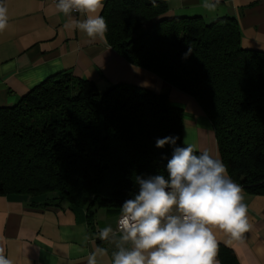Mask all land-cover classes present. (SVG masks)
I'll return each mask as SVG.
<instances>
[{
    "label": "trees",
    "instance_id": "trees-1",
    "mask_svg": "<svg viewBox=\"0 0 264 264\" xmlns=\"http://www.w3.org/2000/svg\"><path fill=\"white\" fill-rule=\"evenodd\" d=\"M106 0L107 44L126 62L194 98L211 122L220 159L251 195H264V53L246 50L234 18L165 17L164 0ZM191 54L185 58V53ZM183 110L167 95L121 83L55 74L0 108V196H49L93 210L120 211L135 176L166 171ZM220 264H237L218 248Z\"/></svg>",
    "mask_w": 264,
    "mask_h": 264
},
{
    "label": "crops",
    "instance_id": "crops-1",
    "mask_svg": "<svg viewBox=\"0 0 264 264\" xmlns=\"http://www.w3.org/2000/svg\"><path fill=\"white\" fill-rule=\"evenodd\" d=\"M164 2L168 18L200 17L205 22L234 18L241 47L264 53V0H221L212 14L200 8V0H184L182 9H171ZM52 5L43 0H7L9 27L0 32V108L15 105L31 89L61 72L93 82L99 93L125 83L167 95L172 105L183 110L181 145L186 139L198 150L219 156L211 122L194 98L126 62L107 43H86L82 33L66 31L67 18L54 14ZM243 196L252 232L245 234L246 239L233 241L216 231L218 248L231 250L237 264H264V195L243 189ZM49 198L0 196V250L14 264H87V255L96 246L113 250L96 233L105 226L115 228L119 212L95 208L89 224L85 208L65 201L55 205Z\"/></svg>",
    "mask_w": 264,
    "mask_h": 264
},
{
    "label": "clouds",
    "instance_id": "clouds-1",
    "mask_svg": "<svg viewBox=\"0 0 264 264\" xmlns=\"http://www.w3.org/2000/svg\"><path fill=\"white\" fill-rule=\"evenodd\" d=\"M166 2L171 9L184 6V0ZM220 3L200 0V8L212 14ZM151 4L158 6L157 0ZM52 7L54 14L67 18L66 31L82 33L86 43H107L108 25L101 15L104 0H53ZM9 21L7 0H0V32ZM189 54L190 48L185 58ZM179 139L157 138L156 148H172L171 157H163L166 171L134 177L137 190L120 206L116 227L105 226L96 233L113 250L96 246L88 253L87 264H220L216 231L233 241L252 232L243 189L227 166L218 155L200 151L186 139L183 146L177 145ZM0 264L14 260L0 250Z\"/></svg>",
    "mask_w": 264,
    "mask_h": 264
},
{
    "label": "built area",
    "instance_id": "built-area-1",
    "mask_svg": "<svg viewBox=\"0 0 264 264\" xmlns=\"http://www.w3.org/2000/svg\"><path fill=\"white\" fill-rule=\"evenodd\" d=\"M43 1H48V2H51V3H53V0H43Z\"/></svg>",
    "mask_w": 264,
    "mask_h": 264
}]
</instances>
